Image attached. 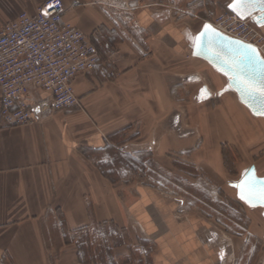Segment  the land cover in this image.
Here are the masks:
<instances>
[{"label":"crops","instance_id":"1","mask_svg":"<svg viewBox=\"0 0 264 264\" xmlns=\"http://www.w3.org/2000/svg\"><path fill=\"white\" fill-rule=\"evenodd\" d=\"M44 1L0 0V29L22 12L35 15ZM73 1L63 0L65 20L90 37L100 61L74 84L82 108L49 114L34 125L0 124V264L74 259L68 234L112 224H131L151 241V264H255L249 258L253 242L248 227L233 236L199 217H180L178 199L149 187L122 188L120 181L130 173L106 167L118 163L121 168L124 144L131 148L126 154L146 161L165 159L171 152L191 153L214 169L205 178L219 183L218 149L212 151L215 145L209 142L194 152L193 132L184 129L187 106L190 114L191 109L215 107L211 110L223 117V129L242 131V114L264 125V118L253 116L235 92L225 91L226 77L193 57L191 39L207 22L197 31L175 26L166 9L153 6L160 0H78L80 6L72 8ZM189 1L203 19L228 11L232 2ZM115 5L129 9L119 11ZM133 9L138 10L131 26L124 17L118 18L119 28L113 26L112 15H133ZM187 57L213 70L208 72L215 78L212 86L194 92L187 80L197 78L187 79L179 67ZM38 96L45 95L36 90L31 98ZM213 120L211 132L220 127L216 123L213 130ZM122 191L131 198L125 199Z\"/></svg>","mask_w":264,"mask_h":264},{"label":"rangeland","instance_id":"2","mask_svg":"<svg viewBox=\"0 0 264 264\" xmlns=\"http://www.w3.org/2000/svg\"><path fill=\"white\" fill-rule=\"evenodd\" d=\"M135 8L142 5L137 3ZM152 6V5H148ZM155 9H166L170 22L175 26L185 25L187 27L200 29L204 22L216 23L227 13L219 15H198L193 9V3L189 0H160L155 5ZM220 6V5H219ZM116 10L126 12L129 8L120 6ZM221 7V6H220ZM138 9H135L137 11ZM134 9L133 15H112L113 26L120 27L121 21L118 18H127L129 22L134 21L136 15ZM128 12V11H127ZM200 23V24H198ZM136 24L132 26L136 27ZM197 25H199L197 27ZM264 35V32H262ZM90 39V37L86 34ZM112 56L117 55L113 51ZM179 67L184 69L183 74L190 79L187 80L194 92L203 87H210L215 82V78L209 77L208 72L213 71L206 63L196 60L193 57H187L180 60ZM171 66L173 62H170ZM173 70V66L170 68ZM181 71V70H180ZM179 73V72H178ZM79 98V97H78ZM81 101V100H80ZM189 106L185 109V131H189L195 137L197 152L203 145L209 142L213 147L212 151L218 149V155L222 164L218 169L222 174V181L218 182L206 179L208 171H214L209 165H204L198 158L191 153L171 152L167 158L161 159L155 157L154 160H145V157L138 155H128L131 148L125 146L121 149L122 164L119 169L118 163L114 166L112 163L106 164L111 172L122 171L130 173L120 182L121 187L130 186L132 189L149 187L158 193L179 200L180 217L196 216L203 219L217 231L230 233L236 236L246 232L253 244L249 255L250 262L264 264V217L263 210L251 209L237 198L236 190L231 186L238 182L246 170L252 166L258 169V175L264 176V125L260 121L242 114L243 129L239 131L234 127L223 129L221 122L223 117L219 114L215 116L211 108L197 109L189 113ZM189 114V115H188ZM239 115H241L239 113ZM214 119V120H213ZM216 119V120H215ZM218 119V120H217ZM210 120L214 121L212 129L215 130L216 123L220 125L216 131L210 130ZM210 130V131H209ZM212 139V140H210ZM198 153V152H197ZM118 156L115 160L118 162ZM113 162V160H111ZM116 168V169H115ZM201 193H205L203 196ZM126 195L125 199L131 196ZM135 195L132 190V196ZM135 226H97L75 230L66 236V240L73 249L74 259H51L47 264H151V257L154 254V245ZM244 228V229H243ZM79 257V258H77ZM72 259V261H71ZM10 264H15L9 260Z\"/></svg>","mask_w":264,"mask_h":264},{"label":"built area","instance_id":"3","mask_svg":"<svg viewBox=\"0 0 264 264\" xmlns=\"http://www.w3.org/2000/svg\"><path fill=\"white\" fill-rule=\"evenodd\" d=\"M78 6L74 0L72 8ZM65 12L63 0H45L35 15L22 12L0 29L1 125H34L49 114L82 108L74 84L95 69L100 54L79 27L65 20ZM210 24L253 45L264 59V28L252 19L227 11ZM36 90L45 96L31 98Z\"/></svg>","mask_w":264,"mask_h":264},{"label":"water","instance_id":"4","mask_svg":"<svg viewBox=\"0 0 264 264\" xmlns=\"http://www.w3.org/2000/svg\"><path fill=\"white\" fill-rule=\"evenodd\" d=\"M236 0H232V2L228 6V10L233 14L237 15L240 19H252L254 24L259 28H264V3H261V0H250L251 7L243 13V17L238 15L236 11L230 7L231 4L235 3ZM211 25L210 23H207ZM212 26V25H211ZM213 27V26H212ZM214 28V27H213ZM217 33L224 39L217 40L211 48L207 46V37H201V33L203 29L195 35L191 39V48L193 52V57L201 59L208 63L211 67H213L219 74L223 75L228 79V85L225 88V91H233L235 92L240 102L251 112V114L255 117L264 118V102H261L259 98H253L248 95L242 87L233 80L229 79L228 75H225V71H227L226 61H231L236 53H247L248 56L253 58V63L248 65L257 76L260 74V70L264 67V64L256 61L255 54L252 52V49H255L259 54V58L261 61H264L263 57L260 55L258 49L253 45L244 43L238 39L229 37L225 35L221 31L214 28ZM203 40V45L201 41ZM248 180L250 182H255L256 190L259 191L261 188H264V176L258 175V169L256 166H252L248 170L244 172L242 178L236 182L232 183L231 186L237 192V198L247 205L251 209H261L263 210L264 217V203L260 201H254L253 203H249L247 199V192L244 191L242 193V187H237V185L244 186V182ZM245 195V199H241V195Z\"/></svg>","mask_w":264,"mask_h":264},{"label":"snow or ice","instance_id":"5","mask_svg":"<svg viewBox=\"0 0 264 264\" xmlns=\"http://www.w3.org/2000/svg\"><path fill=\"white\" fill-rule=\"evenodd\" d=\"M261 3H264V0H261ZM230 7L233 11H236L238 15L243 17V13L251 7L250 0H236L235 3L231 4ZM47 14V13H45ZM201 37H207V46L211 48L214 46L217 40H222L219 33L211 26L206 24L204 30L201 33ZM203 45V40L201 41ZM252 52L255 54L256 61L264 64V61H261L259 54L255 49H252ZM227 71L225 75L229 76L230 80L238 82L242 89L253 98H259L261 102H264V67L261 68L259 76L248 67L253 63V58L248 56L247 53H236L231 61H226ZM206 91V89L204 90ZM237 187H242V193L247 192V199L249 203L254 201H260L264 203V188H261L259 191L256 190L255 182H250L246 180L244 186L237 185ZM241 199H245V195H241Z\"/></svg>","mask_w":264,"mask_h":264},{"label":"bare ground","instance_id":"6","mask_svg":"<svg viewBox=\"0 0 264 264\" xmlns=\"http://www.w3.org/2000/svg\"><path fill=\"white\" fill-rule=\"evenodd\" d=\"M262 31H264V29L262 30ZM226 35V34H225ZM230 37V36H229ZM233 38V37H232ZM259 118V117H258Z\"/></svg>","mask_w":264,"mask_h":264},{"label":"trees","instance_id":"7","mask_svg":"<svg viewBox=\"0 0 264 264\" xmlns=\"http://www.w3.org/2000/svg\"><path fill=\"white\" fill-rule=\"evenodd\" d=\"M229 11V10H228Z\"/></svg>","mask_w":264,"mask_h":264}]
</instances>
